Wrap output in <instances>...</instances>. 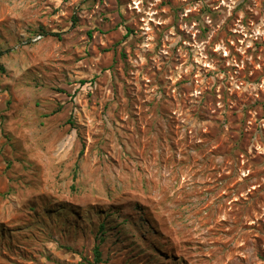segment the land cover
I'll return each mask as SVG.
<instances>
[{"label": "rangeland", "instance_id": "obj_1", "mask_svg": "<svg viewBox=\"0 0 264 264\" xmlns=\"http://www.w3.org/2000/svg\"><path fill=\"white\" fill-rule=\"evenodd\" d=\"M0 264H264V0H0Z\"/></svg>", "mask_w": 264, "mask_h": 264}, {"label": "trees", "instance_id": "obj_2", "mask_svg": "<svg viewBox=\"0 0 264 264\" xmlns=\"http://www.w3.org/2000/svg\"><path fill=\"white\" fill-rule=\"evenodd\" d=\"M70 123H72L71 120H70ZM100 227H101L102 230H104L105 225L104 224H101ZM95 259H96V262H100L101 261V252H100V246H99V244L95 247Z\"/></svg>", "mask_w": 264, "mask_h": 264}]
</instances>
